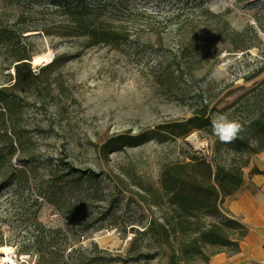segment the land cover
<instances>
[{
    "label": "trees",
    "instance_id": "1",
    "mask_svg": "<svg viewBox=\"0 0 264 264\" xmlns=\"http://www.w3.org/2000/svg\"><path fill=\"white\" fill-rule=\"evenodd\" d=\"M0 1V73L3 77L0 79V190L9 191L7 202L23 223L24 238L19 250L33 254L35 264H84L81 254L85 248L80 242L85 234L97 226L114 225L123 230L129 227L135 232L127 251L138 242L140 235H145L166 250L174 264H193L197 257L207 264L210 256L218 252H239V242L247 230L236 219L225 216L220 208L225 197H235L242 189L243 168L249 159L240 162L229 156V152L264 151V105L256 115L238 120L244 130L231 144L215 137L209 101L195 107L185 120L169 124L167 132L175 137L191 129H206L214 135L209 158L187 152L162 167L161 185L168 195V203L179 215L180 252L166 223L155 216L153 207L157 206L158 199L150 179L139 172L134 161L113 166L109 156L152 138L160 140V132L119 133L100 143L91 142L97 157L95 164L73 159L65 140L59 145L39 140L65 132V128L55 126L41 115L50 107L57 114L62 113L63 96L59 90L50 91L47 79L70 56L68 52L57 53L35 71L30 63L31 52L40 40L59 39L76 49L118 46L139 27L140 34L147 31L161 37L158 29L164 20L170 28L168 33L194 36L181 43L167 63L151 66L147 72L160 90L171 92L170 82L189 76L198 65L210 66L219 58L216 48L210 56H204L196 48L199 40L195 37L200 33L207 35L204 41L208 44L219 40L217 24L207 23L203 14L210 13L208 9L201 7L200 13L179 9L161 20L157 14L133 10V14L140 16V23L133 20L129 24L126 0ZM32 31L35 33L29 35ZM10 68L12 74L4 73ZM28 108L34 109L33 120L28 118ZM250 173L261 172L253 168ZM122 199H125L123 204ZM131 203L135 208L141 204L151 213L142 230L130 222L133 218L117 212L120 204L123 209H129ZM44 206L51 209L55 218L40 219ZM207 216L212 218L207 220ZM75 251L79 253L77 258L69 259L68 252Z\"/></svg>",
    "mask_w": 264,
    "mask_h": 264
},
{
    "label": "rangeland",
    "instance_id": "2",
    "mask_svg": "<svg viewBox=\"0 0 264 264\" xmlns=\"http://www.w3.org/2000/svg\"><path fill=\"white\" fill-rule=\"evenodd\" d=\"M126 1L129 3V24L133 20L140 23V16L132 13L137 10L157 14L161 20L164 15L179 9L195 13L201 7L208 9L210 13L203 14L207 23L217 24L219 40L208 44L204 41L207 35L200 33L195 37L199 40L196 48L204 56H210L216 48L218 60L210 66L198 65L189 76L184 75L170 82L171 92H163L148 76L149 68L167 63L181 43L194 37L168 33L170 28H167L168 23L164 20L158 29L161 37L147 31L140 34L139 27L138 31L130 33L126 42L118 46L76 49L59 39L44 38L38 42L37 48L48 46L51 59L60 52H68L70 56L47 79L50 91L59 90L63 96L64 103L60 106L62 113L57 114V110L50 107L41 115L55 126L65 128V132L39 140L56 145L65 140L73 159L95 164L97 157L91 142L100 143L119 133L136 134L142 130L160 132V140L152 138L141 145L126 147L125 152H112L109 156L113 166L134 161L139 172L150 179L158 199L157 206L153 207L155 216L166 223L170 237L180 252L179 215L168 203V195L161 185L162 167L164 163L181 158L187 152L209 158L214 135L206 129H191L175 137L167 132V128L174 121L185 120L195 107L208 101V111L214 119L224 114L230 119L245 120L256 115L258 109L263 107L264 0ZM7 72L12 74L13 69L4 71ZM0 79H3L1 73ZM33 111V108L27 110L29 120H33ZM190 135H197L204 144L202 149H195L188 143ZM33 141L38 142L35 138ZM262 154L264 152L259 155ZM255 155L245 150L229 152V156L238 158L240 162L251 157L258 158ZM7 198L9 191L1 189L0 244L13 246L14 258L21 260L22 264H35L33 254L19 250L24 227ZM121 204L117 212L133 218L130 222L142 230L151 213L141 204L140 208H135L131 203L129 209H123ZM39 217L43 221L55 218L46 206ZM211 218L206 217L207 220ZM110 229L119 230L120 240L108 234ZM102 231L105 232L102 236H96ZM134 238L135 232L129 227L126 230L114 225L92 228L80 242L85 248L81 254L82 260L86 262L84 264H174L167 251L145 235H140L138 242L127 251ZM74 245L78 244L74 242ZM68 253L71 260L79 255L77 251ZM118 254L121 256L118 257ZM193 264L206 263L197 257Z\"/></svg>",
    "mask_w": 264,
    "mask_h": 264
},
{
    "label": "crops",
    "instance_id": "3",
    "mask_svg": "<svg viewBox=\"0 0 264 264\" xmlns=\"http://www.w3.org/2000/svg\"><path fill=\"white\" fill-rule=\"evenodd\" d=\"M264 151L251 157L243 168L245 181L235 197H225L222 209L240 221L246 236L239 242V252L221 251L210 256L207 264H264ZM254 156V155H253ZM257 168L261 173H250Z\"/></svg>",
    "mask_w": 264,
    "mask_h": 264
},
{
    "label": "bare ground",
    "instance_id": "4",
    "mask_svg": "<svg viewBox=\"0 0 264 264\" xmlns=\"http://www.w3.org/2000/svg\"><path fill=\"white\" fill-rule=\"evenodd\" d=\"M35 32H29V35H33ZM34 55L33 65L35 67L41 66L45 63L51 61V50L48 46H42L41 48H36L31 52ZM188 143L195 147V149H202L204 144L199 141L197 135H190L187 138ZM116 240H120L121 235L119 230L110 229L107 231ZM105 232H98L96 236H102ZM15 249L13 246L8 244H0V264H22L20 261L14 258Z\"/></svg>",
    "mask_w": 264,
    "mask_h": 264
},
{
    "label": "clouds",
    "instance_id": "5",
    "mask_svg": "<svg viewBox=\"0 0 264 264\" xmlns=\"http://www.w3.org/2000/svg\"><path fill=\"white\" fill-rule=\"evenodd\" d=\"M213 132L220 142L225 144L234 143L244 130L243 125L227 115L221 114L212 121Z\"/></svg>",
    "mask_w": 264,
    "mask_h": 264
},
{
    "label": "water",
    "instance_id": "6",
    "mask_svg": "<svg viewBox=\"0 0 264 264\" xmlns=\"http://www.w3.org/2000/svg\"><path fill=\"white\" fill-rule=\"evenodd\" d=\"M33 59H34V55L31 53V62H30V63H31L32 68H33L35 71H37L41 66L47 64V63H45V64L41 65L40 67H39V66L35 67V66L33 65Z\"/></svg>",
    "mask_w": 264,
    "mask_h": 264
},
{
    "label": "built area",
    "instance_id": "7",
    "mask_svg": "<svg viewBox=\"0 0 264 264\" xmlns=\"http://www.w3.org/2000/svg\"><path fill=\"white\" fill-rule=\"evenodd\" d=\"M220 211L227 217L229 218H233V219H236L235 217H233L232 215H230L228 212L224 211L222 208H220ZM238 222H240L238 219H236ZM15 257V255H14Z\"/></svg>",
    "mask_w": 264,
    "mask_h": 264
}]
</instances>
